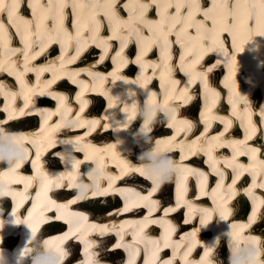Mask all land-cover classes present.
Listing matches in <instances>:
<instances>
[{"label":"bare ground","instance_id":"1","mask_svg":"<svg viewBox=\"0 0 264 264\" xmlns=\"http://www.w3.org/2000/svg\"><path fill=\"white\" fill-rule=\"evenodd\" d=\"M210 4L202 6V1L193 3L192 0H155L153 4L150 0H18L19 9L17 13L12 18V23L16 25V28L11 27L7 21L4 19V14L0 13V21H4L5 29L0 30V75L9 72L12 77L17 81H22L25 79L27 72H32L36 70L35 64L31 61L37 59H42L47 62L51 67L58 68L59 60L61 58H56L58 52H54L50 55V51L41 50L39 40L43 39L45 43L51 44L57 38L63 40V38H89L93 42V33L92 25H89L90 19H93L95 23V42L93 45L97 48L92 47L89 51V54L84 57L81 61V65H75L73 67H67L63 71V85L59 83H54V77L45 78L46 84H52V88L46 87L41 88V81H38V85L34 86V89L37 92L46 91L49 95H57L58 92L63 90L74 91V87L69 85L68 81L70 79L75 80L76 82L83 83V79H89L88 75H98L99 82H96L94 86V91L92 94V108L93 110L88 112V117H93V120L87 119L86 117H80L79 114H76L78 110L80 113V108L85 109L86 105L84 102L79 100H70L67 105H63V114L55 113L53 116H49L48 119L42 121V126L46 130H40L35 139L34 136H31L27 141L39 147V141L48 135L49 138L54 139L53 142L63 143V164L66 167L67 172L63 173V177L59 179L58 183L51 185V180L53 175L45 173H39L38 176H35V181L31 187H35L37 184L39 192L43 194V198L46 201L51 199L54 193L49 192L51 187H61L64 185V194H59V197L63 195V198L68 195H72L73 192L69 190H79L81 191L77 199H85L86 208H88L91 213L90 216L96 215L97 217L104 218L106 209H102V206H98L103 202L102 190L92 191L90 190L93 186L90 183V189L86 190L84 183L79 180L77 171H79L82 165L88 161L87 157L91 155L92 158L95 157V154L99 155L101 152H110V147L100 146L103 143L108 145H114L115 139L107 130L112 129L114 131L122 132V138L118 141L116 148L112 150L113 158H117L120 163L111 161L105 164V168L101 167L103 174L109 173L111 175L120 177H126L134 173H143L152 177L154 175H163L167 171L169 172V177L172 179L176 174L183 179V184H181V189L178 193V202L174 203L173 199L168 198L166 195L167 191L169 192L171 184V179L167 181V187L164 191L162 189L161 196L159 200L155 202L159 211L164 214L167 212L182 215L184 211L187 217L192 219L197 215L198 210L204 208L205 204L209 203L210 197L213 199L217 207L224 206L226 204H235L236 219H245V212L252 210V204L254 203V212L253 216L257 217L256 211L262 210L260 215L259 228H264V199L261 201V195L264 197V187H261L264 184V143L263 137L261 135V129L264 127V122H256V118H251V126L249 125L248 116L249 111L245 112V108L250 107L251 95L252 99H260V90L264 86V44H260V41H264V38L256 35V29L251 31L245 29L233 30L232 33H220L219 39L215 45H213L212 50H209L203 44V37L210 35L209 29L212 27L213 19L217 23H221L223 18L224 23H228V17L237 9L234 7L235 4H239L238 11L241 15H257L260 14L261 9L260 5L264 4V0H209ZM10 0H5V3H9ZM257 5L256 8H253L252 5ZM122 5L124 6L122 8ZM177 6L178 9H177ZM175 7V10L171 8ZM71 12L75 19L71 18ZM207 13V17L205 16ZM80 16L79 18H77ZM57 19L59 23H57ZM71 19V20H70ZM81 19V20H79ZM79 22L78 24H73ZM261 28L264 29V14L260 15ZM39 24V28H35V25ZM190 25L200 26V34L197 36L196 27ZM183 29V31H181ZM17 30L20 34H23L25 39L21 41V36L17 34ZM155 32V33H154ZM78 33V35H77ZM158 35V38L155 39ZM231 38H241V44H236L234 39V48L229 47L228 37ZM167 38L168 44L166 50L164 49V38ZM121 38L118 42L113 40ZM176 38L179 40V43L185 48L184 51H180V46L176 43ZM145 39V47L141 52L140 57L141 61L139 63H134V50L135 44L140 45V40ZM137 40V42H136ZM108 41V42H107ZM223 42L225 49H227V54L223 51H218L220 43ZM121 44H124L123 50L126 47H129V51L123 62H128L125 68H119L118 80L115 82L112 81V77L109 75V68L112 66V61L108 59L106 62L100 61V59L95 58L94 56L99 52V56L103 52V47L98 45H106L115 49L113 56L120 53ZM242 48L243 51L238 49ZM16 49H21L17 52ZM160 49L159 51H157ZM57 48L53 47V51H56ZM222 53L221 56H216L214 52ZM157 52H160V57ZM25 53L27 59L25 60ZM181 53V54H180ZM64 55V53H63ZM94 55V56H93ZM207 57V63L201 65L202 71H199L195 68L196 60L198 56ZM233 55L235 58V63H232ZM65 59L72 63L75 54H73V47L65 53ZM183 56L184 59L181 61L179 58ZM104 57V56H103ZM219 58V63H223L229 67L237 66V72H240L234 80V88L230 94V98L236 99L235 105L232 109V112L229 114L228 102L222 101L219 105L217 103L220 99V95L215 96V103H213V95L210 89L207 92L208 99L202 108V113H200V119L203 120V125L207 128L206 131L200 135L196 136L193 132V129L198 131L200 129V123L198 116L195 117V112H200V107L197 108L199 100L191 102L196 95L195 91L198 89L199 84H203L207 79H213L219 77L220 74L224 71V65H220L217 68L216 72H207L208 64ZM65 61V60H64ZM43 62V61H42ZM238 62V65H236ZM38 65H41V62H37ZM65 63V62H63ZM183 65V69L186 73H189L190 70L196 71V76L188 74L189 81L184 88L182 84L184 71H177V68L180 65ZM119 65L118 67H121ZM139 67L138 72L140 73V79L135 83H132L136 78L135 70ZM44 67L39 66L38 69L42 70ZM206 68V69H205ZM45 70V69H44ZM243 71V72H242ZM251 73L255 79L250 77V80L256 85L255 88H248L245 84L246 72ZM43 73V72H41ZM39 74L41 79L43 74ZM112 75V73H111ZM2 77V76H0ZM70 79H67V78ZM38 78V79H39ZM3 79V78H1ZM0 79V80H1ZM121 79L127 81H121ZM161 81L159 84L156 81ZM10 79L6 82H0V85L4 87L0 89V98H4L5 93H7L6 86L9 83ZM126 84L128 87V93L122 88ZM220 81H215V86H218ZM220 85H223L222 83ZM228 90H230V81L225 83ZM24 86V83H23ZM113 86L114 90L111 94L106 93V88ZM143 92L144 95L139 94ZM194 88V93L189 92L190 89ZM240 88V89H238ZM74 89V90H73ZM227 89L226 92H227ZM28 91V90H27ZM57 91V92H56ZM223 93V91H222ZM154 94V95H153ZM216 94V93H215ZM143 96V97H142ZM145 96V97H144ZM246 98L247 103H245ZM76 101L79 103V107H76ZM166 101V102H165ZM107 102V104L115 105L114 113H105L100 112L102 104ZM217 103V104H216ZM64 104V103H63ZM195 108V112L191 107ZM188 107V110L186 109ZM193 108V109H194ZM147 109L150 113V119L146 122H141V116L138 115L141 110ZM76 110V111H75ZM249 110V109H248ZM261 110H264V106ZM260 110V112H261ZM124 119L123 127L121 126V120L118 121V118ZM194 112V113H193ZM163 114L165 116H163ZM18 113L14 114L16 117ZM237 116L241 121L242 125L246 128L244 131H241V128L237 125ZM61 116V117H60ZM168 118V121L165 122L164 117ZM26 117V116H25ZM158 117L156 120L155 118ZM32 122L20 123V121L15 122L11 125L9 129H24L28 127H34L37 123V118L32 117ZM35 120V122L33 121ZM153 120L154 123L152 122ZM222 121H231L234 123L236 133L233 137L222 136L219 133L220 125L223 124ZM63 122L62 129H56V126ZM102 123L108 129L99 130L94 137H90L89 133L91 128L89 127L92 124ZM164 123H166V129L169 128L171 124V129L174 132V135L167 133V130L164 128ZM80 126H72L68 125ZM126 125V126H125ZM129 125V131L125 132V128ZM189 125L191 126L189 129ZM229 127L230 125L227 124ZM96 126V125H95ZM95 129V128H94ZM255 129V131H253ZM86 134H83L84 131ZM217 131V132H216ZM59 132V133H58ZM247 132L246 136L251 135V139H245L244 134ZM58 133V134H57ZM259 133L257 136L256 134ZM57 134V135H56ZM66 139H78L82 140L84 143L79 147L68 150V156L64 155V148H69L67 142H71ZM236 139H235V138ZM86 138V139H82ZM145 141L140 145L138 141ZM149 140V141H146ZM156 140V141H155ZM156 143V146L150 152L143 151L141 153L142 159L147 160L148 153L154 155H160L163 151L162 147L172 148L174 147L178 153V157L174 160L169 161L164 165L163 168L155 167L154 165L148 164L147 161H139L135 158V162L132 164L131 159L137 156L141 149L145 146H150L152 142ZM87 142V143H86ZM88 142L92 143L89 149V154H85L83 148L86 149ZM137 143V144H135ZM135 144V145H134ZM140 145V146H139ZM140 151H139V149ZM23 148V147H22ZM256 148L259 151L253 153L252 149ZM24 149V148H23ZM17 146L15 148H10V146H1L0 154H13L15 160L13 163L10 161L2 164L3 167H9V164L13 165H22L25 163L26 157H24V151ZM61 148H59L60 150ZM73 151L82 152L83 156L81 158H75L72 153ZM27 153V152H26ZM195 153V154H193ZM74 155L80 156V153H75ZM87 155V156H86ZM192 155H197V161L202 163L204 160L210 164L211 168L207 172L202 167H195L196 159L192 160L185 159L186 156L192 157ZM248 156L251 157L253 164L244 165ZM155 157V156H154ZM158 163L161 160H157ZM54 162L50 160L49 165L51 167H58V164H53ZM177 166H180L179 168ZM236 170L239 175H242L243 171L253 172L252 177L256 179L252 184L249 190H239L235 185L230 183V177L232 170ZM94 166L92 164L85 163L84 172H90L87 177H95L96 172L94 171ZM26 175L31 174L30 167L26 163L22 169ZM68 173V174H67ZM57 174V173H53ZM82 174V172H81ZM215 174L218 176L217 185L210 186L209 181L213 179ZM11 176V172L8 170H3L0 176V181H4L6 178ZM14 176V174H13ZM56 176V175H55ZM82 175H79L81 177ZM86 177V176H85ZM194 177L196 183L194 184L193 179L190 180L189 185L187 186L188 178ZM251 177V178H252ZM97 179V178H95ZM248 179V177L246 178ZM23 183L26 182L24 177H21ZM96 183V182H92ZM197 185L198 188V197L201 199L194 198V186ZM112 187H108L110 190L109 195L112 196ZM13 189L20 188L19 185H12ZM184 191L190 193L189 197H186ZM251 190V191H250ZM51 191V190H50ZM156 191V190H155ZM153 191V192H155ZM49 193V198H48ZM154 194V193H152ZM55 196V194H54ZM258 198H257V197ZM61 198V199H63ZM91 198H95L93 201ZM9 201V200H8ZM75 199L71 200L73 203ZM108 201H114L113 206H110L111 211H115L117 207L116 198H109ZM107 201V202H108ZM153 198L147 202H152ZM133 199H128L127 203L129 205H135ZM110 204V203H109ZM112 205V204H111ZM132 207V206H130ZM262 207V209L260 208ZM61 209L60 213L63 215V222H68L69 217H74V213L71 210ZM241 210V212H240ZM72 213V214H71ZM71 214V215H70ZM152 212H148V218L153 223L154 220L151 219ZM130 221L131 216H127ZM251 217L248 218L243 224L248 226L249 224H255V220ZM97 229L89 228V226H79L75 225L73 231V238L71 241H68L67 245L69 247L76 246L75 240H83L85 245L83 246L84 251H90L93 259V264H112L113 258H118L121 252L118 246H114V239H104L101 241L91 238V233H98L102 229L109 230V227L104 224L99 219L95 220ZM185 225L190 221L186 220ZM226 219H224L223 224H219L218 217L215 214L212 221L207 220L208 227L216 231V235L213 240L209 238L203 239L200 243L206 247L215 248L216 254L218 257L217 262L219 264L226 263L228 261L229 248L225 241H228L229 235H226V230L228 234L233 235L236 239L234 244L233 251L238 250L239 254L236 261L233 264H262L256 257H258L257 248L254 247L256 243L259 242L254 235L245 236L243 230H240L237 226L238 222H233L232 214L229 215V223L225 224ZM140 221L134 225V228L129 231L131 234H136L139 228ZM164 224L166 227H170L171 223L169 220H165ZM254 228V227H253ZM210 236V233H208ZM40 239V238H38ZM198 240L202 238L197 236ZM240 240H244L240 242ZM172 243V242H171ZM31 242H29V245ZM144 246L148 245V242L143 241L141 243ZM26 247V249H39L40 244L36 243L34 246ZM112 247V248H110ZM110 248V249H109ZM245 251H254L252 257H255V260H252V257L246 258ZM48 253H51L50 251ZM58 260V254H50ZM76 255V254H75ZM77 256L76 258H78ZM230 257V256H229ZM79 259V258H78ZM0 260L4 261L5 264H19L20 257L16 254L10 255L9 253L1 254ZM78 260H73L71 263H74ZM188 264H215L209 259L199 262L198 260L191 258L187 260ZM41 264H51L45 258L40 260ZM56 264V261L53 262ZM165 264V263H163ZM167 264H169L167 262ZM264 264V263H263Z\"/></svg>","mask_w":264,"mask_h":264},{"label":"snow or ice","instance_id":"2","mask_svg":"<svg viewBox=\"0 0 264 264\" xmlns=\"http://www.w3.org/2000/svg\"><path fill=\"white\" fill-rule=\"evenodd\" d=\"M150 2H152L153 4L155 3V0H150ZM20 5H19V2L18 0H10L9 3H5V0H0V13H3L4 14V19L7 21V23L13 27V28H16V25L12 23V18L13 16L17 13L18 9H19ZM124 6L122 5V8ZM179 6H177V9H178ZM234 7L237 9V11L233 12L229 17H228V23H224L223 22V18L221 20V23H217V21L215 19H213V23H212V27L208 30L210 35H207L205 37H203V44L205 47H207L209 50H212V47L213 45H215L219 39V35L220 33H227V34H230L232 33L233 30H239V29H247L249 31H251L252 29H256V35L259 36V37H262L264 38V29L261 28V22H260V15L264 14V4H261L259 7L261 9V12L260 14H257V15H252V14H248L246 16L244 15H241V13L238 11L239 9V4H235ZM253 8H256L257 5L253 4L252 5ZM205 16L207 17V13H205ZM57 23H59V20L57 19L56 21ZM190 26H193V27H196L197 29V36H199L200 34V26L198 25H190ZM35 28H39V24L35 25ZM5 29V23L4 21H0V30H4ZM181 31H183V29H181ZM92 33H93V42H95L94 40V37H95V28L92 29ZM17 34L21 36V41H24L25 37L23 34H20L19 31L17 30ZM78 35V33H77ZM176 43H179V40H176L175 41ZM167 44H168V41H167V38L165 37L164 38V49L166 50L167 48ZM228 45L229 47H233L234 48V41L232 40H229L228 41ZM98 46H104V45H98ZM121 50H123V47H125L124 44H121ZM105 50H107L105 48ZM218 51H223L225 54H227V49H225L224 47V44L223 42L220 43V46L218 49H216ZM239 51H243L242 48L238 49ZM15 51L19 52L21 51V49H16ZM234 51H235V48H234ZM119 53H117L118 55ZM77 55H79V49H77ZM27 59V55L25 53V60ZM103 59V58H101ZM181 61H183L184 57L181 56L179 58ZM198 62V61H197ZM134 63H139V60L137 59L136 61H134ZM217 63H219V61H217ZM232 63L234 64L235 63V58H234V55H233V59H232ZM177 71H183V65L181 64L178 68H177ZM207 72H211L213 71V67L210 65L209 67H207L206 69ZM127 82V81H125ZM72 83H75V80L72 81ZM132 83H135V81H132ZM190 83V81H189ZM247 83L251 86L252 85V81L249 80L247 81ZM4 86L3 85H0V89H2ZM204 87L207 88L208 85L207 83L205 82L204 83ZM51 95V94H50ZM154 95V94H153ZM218 95V94H215L213 95V103H215V96ZM56 99H60V100H63V97H54ZM77 99H79V97H77ZM245 100V103H247V100L246 98H243ZM166 102V101H165ZM230 104L232 103V100L231 98H229V101H228ZM80 111H83V108L81 107L80 108ZM245 112H248V108L246 107L245 108ZM260 118H264V110H261V112L258 114ZM11 118V117H10ZM248 121H249V125L251 126V114H249L248 116ZM223 123H226V124H229L231 123V121H222ZM60 125H57V127H59ZM69 127H72V126H77L79 127L80 125L79 124H76V125H68ZM126 126V125H125ZM169 127H171V124L168 125ZM91 129H94L95 128V124H92L89 126ZM106 127V126H105ZM190 125H189V129H190ZM227 130V129H225ZM253 131H255V129H253ZM261 135H264V129H261ZM252 136L251 135H248L245 137V139H251ZM259 151V149H256V148H253L252 149V152L255 153ZM195 154V153H193ZM36 159L38 160L39 159V153L37 152L36 154ZM19 166V165H17ZM178 168L180 166H177ZM238 178V177H237ZM233 183H235V180H233ZM111 187V185H110ZM261 187H264V184L261 185ZM153 191H155V189H153ZM4 195H10L11 193H3ZM193 195H195V192L193 193ZM23 201H21L22 203ZM125 211H127V207H125L124 209ZM208 211V210H206ZM11 215L13 217H15V213H11ZM219 215H220V218L221 219H227V211L223 208H221L220 212H219ZM28 216H29V219L31 218V213H28ZM210 218V217H209ZM207 219H202L200 221L201 225L206 227L207 226ZM187 222V221H185ZM10 223H13V224H25L27 225L29 228H31L33 231H35V228L33 226L32 223L29 222V220H20L18 218H15L13 220L10 221ZM153 223H155V221H153ZM3 226V222L0 221V227ZM106 231V229H102L101 230V234H103L104 232ZM118 246V245H117ZM167 246V245H165ZM205 255H207V251H205ZM165 264H167V262H165Z\"/></svg>","mask_w":264,"mask_h":264},{"label":"rangeland","instance_id":"3","mask_svg":"<svg viewBox=\"0 0 264 264\" xmlns=\"http://www.w3.org/2000/svg\"><path fill=\"white\" fill-rule=\"evenodd\" d=\"M56 55H59V53H57ZM0 115H3V113H0ZM164 119H166V117H164ZM33 121L35 122V120H33ZM165 122H166V121H165ZM36 123H37V121H36ZM171 193H172L171 190H169V192L167 191L166 195H168V198H171V195H170ZM171 199H172V198H171ZM113 202H114V201H108V202H107V205H108V206H107L106 208H110V206H113ZM109 203H110V204H109ZM111 204H112V205H111ZM102 205L104 206L103 203H100L98 206H102ZM103 206H102V209H103V210L106 209V208L103 207Z\"/></svg>","mask_w":264,"mask_h":264},{"label":"trees","instance_id":"4","mask_svg":"<svg viewBox=\"0 0 264 264\" xmlns=\"http://www.w3.org/2000/svg\"><path fill=\"white\" fill-rule=\"evenodd\" d=\"M108 210V209H107Z\"/></svg>","mask_w":264,"mask_h":264}]
</instances>
